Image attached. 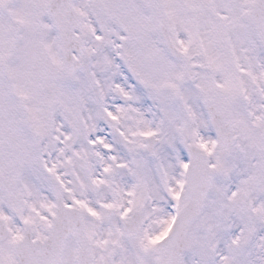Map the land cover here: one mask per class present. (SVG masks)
Instances as JSON below:
<instances>
[{
    "label": "snow or ice",
    "instance_id": "1",
    "mask_svg": "<svg viewBox=\"0 0 264 264\" xmlns=\"http://www.w3.org/2000/svg\"><path fill=\"white\" fill-rule=\"evenodd\" d=\"M0 264H264V0H0Z\"/></svg>",
    "mask_w": 264,
    "mask_h": 264
}]
</instances>
